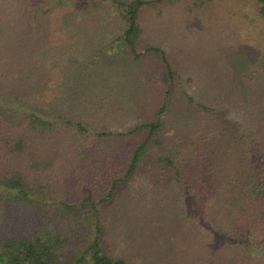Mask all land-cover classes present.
<instances>
[{
  "label": "trees",
  "instance_id": "obj_1",
  "mask_svg": "<svg viewBox=\"0 0 264 264\" xmlns=\"http://www.w3.org/2000/svg\"><path fill=\"white\" fill-rule=\"evenodd\" d=\"M0 264H264V0H0Z\"/></svg>",
  "mask_w": 264,
  "mask_h": 264
}]
</instances>
